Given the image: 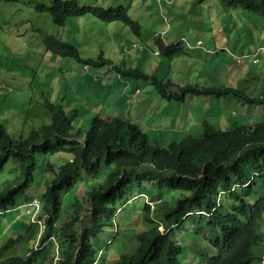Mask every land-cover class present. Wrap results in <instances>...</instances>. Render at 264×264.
<instances>
[{"label":"trees","instance_id":"1","mask_svg":"<svg viewBox=\"0 0 264 264\" xmlns=\"http://www.w3.org/2000/svg\"><path fill=\"white\" fill-rule=\"evenodd\" d=\"M5 1L18 0H0V4ZM220 1L227 9L240 6L264 13V0ZM35 9L48 13L58 26L66 25L72 17L91 14L107 22L121 21L136 35H140L142 29L141 23L131 17L123 4L103 7L78 0H53L50 4L39 2ZM217 23L220 24V20L215 19V32ZM44 41L49 51L85 61L87 66L90 61L96 65L106 64V76L118 75L121 85L129 83L126 78L149 79L167 99L185 100L189 94L234 95L264 106V96L250 98L236 87L180 85L171 79H159L143 69L127 67L125 63L114 64L104 56L85 60L76 44L55 35H45ZM258 48L256 46L255 50ZM188 51L185 43L162 48L160 54L173 60ZM46 107L51 112V121L33 129L28 137H12L0 122V172L12 157L18 162L15 179L4 180L0 188V223L5 215L19 212L23 204L21 207L28 208L30 225L36 231L34 239H29L34 240L31 247L24 254L17 252L2 257L24 243V234L4 240L0 247V264H33L38 255L43 258L42 264H186L179 257L182 244L173 229L189 219L195 229H203L204 225L209 231L210 246L215 253L210 256L202 253V263L253 262L252 248L264 237L257 230L264 213V115L262 120L252 124L234 123L231 129L203 120L200 136L186 134L180 141L163 144L144 132L140 122L105 114L94 116L82 136L81 130L78 134L73 132L78 116L76 109L68 110L64 103L49 99H46ZM39 154L45 156L44 173L48 174H45L47 178L44 175L45 190L41 209L37 211L31 204L37 196L28 194L27 190L35 181ZM52 156L56 158L54 161ZM145 166L150 174L141 176L140 171ZM80 172L85 174V181L82 178L77 184ZM153 173L158 175L153 176ZM18 194H22L21 200ZM139 199L144 201L143 218L149 227L136 233V248L123 251L116 258L118 261L108 262L104 247L98 251L93 238L107 225L111 229L117 225L121 214ZM153 208L154 212L164 215L167 231L160 230L152 216ZM35 213L36 219L33 218ZM201 217L200 221L193 222ZM3 232L0 225V235Z\"/></svg>","mask_w":264,"mask_h":264},{"label":"rangeland","instance_id":"2","mask_svg":"<svg viewBox=\"0 0 264 264\" xmlns=\"http://www.w3.org/2000/svg\"><path fill=\"white\" fill-rule=\"evenodd\" d=\"M78 1L103 7L123 4L131 17L141 23V33L136 35L121 21L107 22L91 14L72 17L66 25L58 26L48 13L35 9L37 3L50 4L53 0L2 2L0 122L12 137H28L33 129L51 121L46 99L64 103L68 110H77L74 133L81 130V135L85 136L91 119L105 114L140 122L144 132L163 144L180 141L186 134L200 136L203 120L224 129H231L234 123L252 124L262 120L264 106L248 103L234 95L189 94L185 100H174L162 97L149 79L126 78L129 83L121 85L118 75L106 76V64L96 65L90 61L87 66L85 61L49 51L44 38L51 34L76 44L85 60H98L104 56L114 64L125 63L127 67L143 69L162 80L171 79L180 85L236 87L253 98L264 96V13L240 6L227 9L220 0ZM215 19L220 20L217 32L213 31ZM185 43L189 46L188 54L173 60L160 54L162 48ZM256 46L259 47L257 50ZM38 157L35 181L27 193L36 195L42 202L44 175L48 173H44L45 156L39 154ZM17 168L18 162L12 157L0 172V188L4 180L15 179ZM143 168L141 176L150 174L148 167ZM84 175L80 172L77 184ZM18 195L21 200L22 194ZM254 198L253 195L251 199ZM171 203L174 204V200ZM143 206L144 201L136 200L121 217L118 214L117 225L112 229L107 225L93 238L98 251L104 247L108 262L118 258L123 251L136 248V233L149 227L143 218ZM154 208L151 209L153 218L161 231H167L164 215L154 212ZM27 214L28 208L21 207L19 212L3 217L0 247L10 237L18 234L25 237L23 244L11 248L2 257L17 252L24 254L31 247L34 240L29 239H34L36 231ZM193 226L189 219L183 226L173 229L182 244L179 257L186 264H204L201 254L215 253L210 246L209 231L204 225L201 226L203 229ZM257 230L264 236V213ZM252 251L254 260L251 264H264V237ZM42 259L38 255L33 264H42Z\"/></svg>","mask_w":264,"mask_h":264},{"label":"built area","instance_id":"3","mask_svg":"<svg viewBox=\"0 0 264 264\" xmlns=\"http://www.w3.org/2000/svg\"><path fill=\"white\" fill-rule=\"evenodd\" d=\"M31 204L33 205V206H36L37 207V211H40L39 210V207H40V201L37 199V198H34L33 200H32V202H31ZM36 217H37V213H35L34 214V216H33V218H35L36 219ZM39 222H40V220H38ZM44 230H45V228H42L41 229V232H44ZM37 244V243H36Z\"/></svg>","mask_w":264,"mask_h":264},{"label":"bare ground","instance_id":"4","mask_svg":"<svg viewBox=\"0 0 264 264\" xmlns=\"http://www.w3.org/2000/svg\"><path fill=\"white\" fill-rule=\"evenodd\" d=\"M20 208V207H19Z\"/></svg>","mask_w":264,"mask_h":264},{"label":"clouds","instance_id":"5","mask_svg":"<svg viewBox=\"0 0 264 264\" xmlns=\"http://www.w3.org/2000/svg\"><path fill=\"white\" fill-rule=\"evenodd\" d=\"M36 198V197H35Z\"/></svg>","mask_w":264,"mask_h":264}]
</instances>
